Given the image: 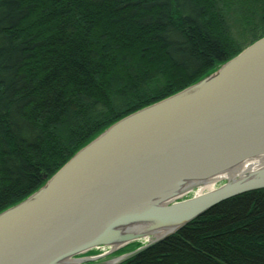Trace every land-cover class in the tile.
Masks as SVG:
<instances>
[{
    "label": "trees",
    "instance_id": "trees-1",
    "mask_svg": "<svg viewBox=\"0 0 264 264\" xmlns=\"http://www.w3.org/2000/svg\"><path fill=\"white\" fill-rule=\"evenodd\" d=\"M263 35L264 0H0V211ZM120 264H264V188Z\"/></svg>",
    "mask_w": 264,
    "mask_h": 264
},
{
    "label": "water",
    "instance_id": "water-1",
    "mask_svg": "<svg viewBox=\"0 0 264 264\" xmlns=\"http://www.w3.org/2000/svg\"><path fill=\"white\" fill-rule=\"evenodd\" d=\"M263 153L264 35L209 75L118 119L40 188L1 210L0 264H84L148 237L89 263L120 264L215 204L264 188L263 165L190 197L197 185L174 192ZM137 219L152 223L146 231L118 227ZM101 247L108 249L79 256Z\"/></svg>",
    "mask_w": 264,
    "mask_h": 264
},
{
    "label": "bare ground",
    "instance_id": "bare-ground-1",
    "mask_svg": "<svg viewBox=\"0 0 264 264\" xmlns=\"http://www.w3.org/2000/svg\"><path fill=\"white\" fill-rule=\"evenodd\" d=\"M198 81V80H197ZM196 82V81H195ZM264 165V153L260 155H256L250 158H247L243 161H241L235 168H232L226 172H223L221 174L212 176V177H205L204 180L202 179H190L183 183H180L175 188L174 192L180 194L186 193L188 190L191 189L192 186L197 185V191L196 193H203L207 189H212L216 186L217 182L221 181L225 178H238L241 176L246 175L247 173L258 169L259 167ZM154 223L156 221H153ZM151 220H132L130 222L119 224L118 227L121 228L123 231L134 229V231H146L148 224H151ZM163 231L159 232L162 233Z\"/></svg>",
    "mask_w": 264,
    "mask_h": 264
},
{
    "label": "rangeland",
    "instance_id": "rangeland-1",
    "mask_svg": "<svg viewBox=\"0 0 264 264\" xmlns=\"http://www.w3.org/2000/svg\"><path fill=\"white\" fill-rule=\"evenodd\" d=\"M241 33V32H240ZM233 57V56H232ZM230 59V58H229ZM228 60V59H227ZM226 60V61H227ZM225 62V61H224ZM223 63V62H222ZM222 63H220V64H218L216 67H215V69H213L212 71H210L209 73H207V74H205L204 76H206V75H209L210 73H212L213 71H215ZM203 76V77H204ZM202 78V77H201ZM57 171V170H56ZM55 171V172H56ZM55 172H53L52 174H47V177H44V183L43 184H45V182L55 173ZM223 183V182H222ZM42 184V185H43ZM218 184H220V182H218L217 184H216V186L218 185ZM196 192V188L194 189V190H191L190 192H188L187 194H185L184 195V197H190V196H193L194 195V193ZM183 198V197H182ZM137 241V243L139 242V244H138V246L137 247H139L141 244H143V243H145V242H147L148 241V237L146 238V237H140L138 240H135V241H133V242H130V243H135ZM137 245V244H136ZM136 247V248H137ZM108 248V247H107ZM107 248H105V249H107ZM135 249V248H134ZM129 250V249H128ZM128 250H123V251H120L119 253L117 252L116 253V255H121V254H123V253H126V252H128ZM97 252H99V253H101L102 251H97ZM115 255H111V256H109L107 259H110V258H112V257H114Z\"/></svg>",
    "mask_w": 264,
    "mask_h": 264
},
{
    "label": "flooded vegetation",
    "instance_id": "flooded-vegetation-1",
    "mask_svg": "<svg viewBox=\"0 0 264 264\" xmlns=\"http://www.w3.org/2000/svg\"><path fill=\"white\" fill-rule=\"evenodd\" d=\"M102 248H96V249H94V251L91 253V254H96L97 253V251H100ZM102 251V250H101ZM99 253V252H98Z\"/></svg>",
    "mask_w": 264,
    "mask_h": 264
}]
</instances>
